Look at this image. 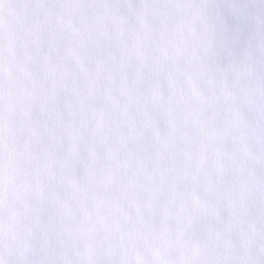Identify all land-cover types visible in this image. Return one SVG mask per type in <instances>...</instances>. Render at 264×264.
Listing matches in <instances>:
<instances>
[{
  "label": "snow or ice",
  "instance_id": "snow-or-ice-1",
  "mask_svg": "<svg viewBox=\"0 0 264 264\" xmlns=\"http://www.w3.org/2000/svg\"><path fill=\"white\" fill-rule=\"evenodd\" d=\"M0 264H264V0H0Z\"/></svg>",
  "mask_w": 264,
  "mask_h": 264
}]
</instances>
